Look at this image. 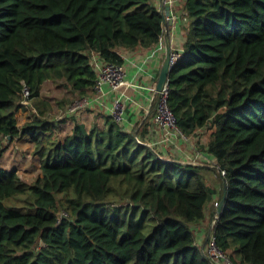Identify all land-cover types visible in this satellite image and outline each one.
<instances>
[{"label": "trees", "instance_id": "1", "mask_svg": "<svg viewBox=\"0 0 264 264\" xmlns=\"http://www.w3.org/2000/svg\"><path fill=\"white\" fill-rule=\"evenodd\" d=\"M175 1L188 22L168 104L212 167L165 159L148 118L52 137L43 83L93 88L92 52L122 64L120 49L160 43L154 0H0V156L29 135L42 170L28 183L0 163V264H213L194 226L215 214L230 259L264 264V0ZM24 83L38 112L19 126Z\"/></svg>", "mask_w": 264, "mask_h": 264}, {"label": "crops", "instance_id": "2", "mask_svg": "<svg viewBox=\"0 0 264 264\" xmlns=\"http://www.w3.org/2000/svg\"><path fill=\"white\" fill-rule=\"evenodd\" d=\"M154 2L161 11H169L166 14V17L167 20H172V22L168 23V28L165 27V30H167L169 33L172 50H183L186 31L185 25L188 22V19L185 16L186 12L183 9L182 1H174L173 3H170L166 2V0H154ZM120 53L124 59L122 64L126 70L127 84L123 86L119 92L111 91L107 85H105L102 90H96L94 87L84 90H75L67 87L69 91L72 92L73 96L89 97L90 103L80 112L66 113L67 117L63 121L59 122V126L57 130H55L52 137H66L73 132V128L77 123L83 124L87 131H89L94 126L100 130H104L107 126V119L111 117L110 107L112 105L113 98L121 96L123 99H125L127 104L123 123L125 130H131L138 123L141 125L148 118V122H150V131L147 135L146 142L149 144L151 143L152 146H155L156 149L160 150L164 157L167 156L174 158L176 155H173L170 152L175 151L174 154H177L178 157H180L179 159L183 162L190 161L193 164L207 165L211 167L215 165L216 159H213L209 155L204 156L203 151H196L195 145H197V137L194 135H186V137L181 136L180 138L177 137L172 138L173 140L170 139L160 142L162 137H164V132L160 126L156 125L154 122V114L151 115V113L155 108L154 96L156 93V86L159 73L166 56V42L164 36L163 41L152 48H123L120 49ZM49 81L58 83V81L46 80L42 85L40 98L44 101L53 102L48 98L50 95L45 93V84ZM74 99H72L71 102L74 101ZM68 101H70V99H68ZM68 106L69 105L67 103L65 107ZM37 112L38 110L36 106H34L33 102L31 106L22 107L17 112L19 126H22L24 123L31 120L33 114ZM52 114L53 113L51 111L50 117L51 119H54L55 117H53ZM177 143L184 147V151L179 149ZM174 146L176 149L173 148ZM165 147H169V149L167 150ZM33 149L34 144L31 141L29 135L17 137L10 145H8L9 152L15 150L19 153L26 152L23 150H29L28 152H30V155L35 158V166L37 165V167H39L40 174H38L37 177H40L42 175L41 158L39 155L33 154ZM211 162L212 164H210ZM3 167L6 168L5 166ZM24 169L26 173L31 172V174L34 170L33 168ZM17 170L21 175V171L19 169ZM218 199V193L213 194L211 204L216 202L218 206ZM212 220L213 218L207 219L201 222L199 225L194 226L197 244L201 248L207 241L208 234L211 230Z\"/></svg>", "mask_w": 264, "mask_h": 264}, {"label": "built area", "instance_id": "3", "mask_svg": "<svg viewBox=\"0 0 264 264\" xmlns=\"http://www.w3.org/2000/svg\"><path fill=\"white\" fill-rule=\"evenodd\" d=\"M175 0H166V2L173 3ZM163 41V39H162ZM182 50L172 52L171 66L182 56ZM91 64L96 71L97 79L94 85L96 90H102L107 87L113 92H119L123 86L127 84L126 81V70L123 64L115 62H108L102 59L98 53L92 52ZM23 101L24 106H31V91L27 84L23 85ZM169 96V81L165 85L162 91L155 93V108H154V122L160 126L163 130L161 141L170 140L172 138H180L181 136L186 137L183 131L179 128L177 118L173 111L170 109L168 104ZM90 103V98L80 97L75 100L68 108V113H75L78 110L84 109ZM126 101L121 96L113 98L112 105L110 107V115L114 122L118 125L123 126L124 114L126 111ZM173 140V139H172ZM149 146L152 144L148 143ZM163 157V156H162ZM168 160V159H167ZM214 166V165H213ZM222 174L225 171L222 170ZM215 218L211 225V230L208 234L207 241L202 247L204 256L209 259L213 264H235L229 257V255L221 248L218 244L215 233H214Z\"/></svg>", "mask_w": 264, "mask_h": 264}, {"label": "rangeland", "instance_id": "4", "mask_svg": "<svg viewBox=\"0 0 264 264\" xmlns=\"http://www.w3.org/2000/svg\"><path fill=\"white\" fill-rule=\"evenodd\" d=\"M60 83V85H59ZM45 93L50 95V97H48L50 100H52L53 102H50L51 106H52V115L53 117H55L54 119L61 121L64 120L67 116L66 113H68V108L70 107V105L75 101L78 100L80 97L77 96H73L72 92L69 91V89L62 83L59 82L58 83H53V82H47L45 84ZM73 96V97H72ZM75 98V99H74ZM68 99H70V101H68ZM74 99V101L71 102V100ZM33 102V101H32ZM68 103V107H65L66 104ZM61 108V109H59ZM67 109V110H66ZM78 110L77 112L82 111ZM171 144H176V143H171ZM179 149L184 151V147L179 143H177ZM196 146V145H195ZM167 150L169 149V147H165ZM175 148V146L173 147ZM172 148V149H173ZM176 149V148H175ZM26 152H16L15 150L12 152L8 151V147L6 149H4V151L2 152L1 156H0V162L2 166H5L6 169H13V168H17L21 171V175L23 180H25L28 183H32L34 182L38 177L37 175L40 174L39 171V167H37V165L35 166V158L33 156L30 155V152H28L29 150H23ZM197 151V150H196ZM174 156L175 159L180 160L177 154H174L175 151L170 152ZM33 154H34V149H33ZM200 154V153H199ZM173 157H165V159L168 160H173ZM215 159V158H213ZM213 162V160H212ZM212 162L210 164H212ZM216 165V164H215ZM214 165V166H215ZM24 168H33V172L31 174L30 173H26V171H24ZM221 174H222V170H221ZM210 219V218H208ZM215 219H216V214H215ZM214 220V219H213ZM212 220V222H213ZM216 221V220H215ZM151 227H148V231H150ZM176 262V258L174 256L169 257L168 261L166 264H175Z\"/></svg>", "mask_w": 264, "mask_h": 264}, {"label": "water", "instance_id": "5", "mask_svg": "<svg viewBox=\"0 0 264 264\" xmlns=\"http://www.w3.org/2000/svg\"><path fill=\"white\" fill-rule=\"evenodd\" d=\"M169 9V8H168ZM169 11H164L162 10V14H163V20H164V25L166 28H168V23L172 22V20H167L166 14ZM164 39L166 42V56L165 59L163 61L160 73H159V78H158V82H157V86H156V90L158 92L162 91L163 88L165 87V85L167 84V82L169 81V75H170V70H171V60H172V47H171V39L169 36V33L167 32V30H165L164 33ZM225 202V197H223L217 207V214H219L223 208Z\"/></svg>", "mask_w": 264, "mask_h": 264}]
</instances>
